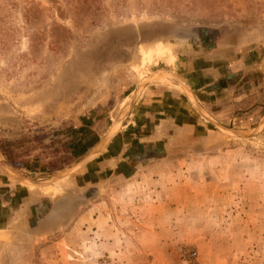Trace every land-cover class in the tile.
Instances as JSON below:
<instances>
[{
    "label": "rangeland",
    "instance_id": "rangeland-1",
    "mask_svg": "<svg viewBox=\"0 0 264 264\" xmlns=\"http://www.w3.org/2000/svg\"><path fill=\"white\" fill-rule=\"evenodd\" d=\"M204 29L244 44L215 74L224 130L187 105L136 171V102L181 91L171 38ZM0 158L32 181L0 211V264H264V0H0Z\"/></svg>",
    "mask_w": 264,
    "mask_h": 264
},
{
    "label": "crops",
    "instance_id": "crops-1",
    "mask_svg": "<svg viewBox=\"0 0 264 264\" xmlns=\"http://www.w3.org/2000/svg\"><path fill=\"white\" fill-rule=\"evenodd\" d=\"M207 31L208 30L206 29L199 30L200 33L198 32V35L201 34L205 36H201L199 39H196V36H193L191 40L187 39L188 41H186V43H182V51L177 54L178 70L183 72L181 75H179L178 72L174 74L168 71H161V74L168 75L169 73L179 78L183 86L169 75L170 78L181 87V91L179 89V92L177 90L178 88H176V90H170V88H163V86H159L160 89L157 90H152L148 87L149 90L147 88L144 94L141 95L140 99L136 102V112L132 115V119L134 120L132 125L134 126V129H132V133L130 134L131 137L136 139V144L131 147L132 149L130 148L131 150L129 152L130 159L136 161V171L152 169L151 166L146 164L155 161L158 156V147H156L155 142L167 139L166 135L168 131L172 129V126L176 127L173 118L176 116L178 117V115L179 117L183 115L181 109L186 115H190V113H192L190 112V107L192 106L193 108H196V104L198 108L205 112L209 118L206 115L205 116L213 123L220 127H225L223 125V120H216L213 118L214 111H216L215 108L218 106L221 98L226 97V95H229L232 100L234 99L236 101V89L233 91L230 89L229 91L225 90L221 92L220 90H222V87H219V85L222 80L221 77L218 78L215 74L218 73L220 76L223 74L222 77L225 78V83L228 82V80H226L228 76L225 77L223 72L227 71L228 68L237 61L235 58L234 61H232V57L236 56L235 51L232 49L236 46L237 48L235 49H240L244 44L239 43L238 45L237 42L232 43L231 36L228 39H221L220 37L211 39V37H208L210 35H207ZM230 55H232L231 59L228 58ZM223 60L228 63V67L226 63H221ZM213 79L214 82H211ZM209 84H213L215 87L210 86L209 88L212 89L211 91L207 90L202 93L201 91L205 90L207 87L206 85L209 86ZM175 87L178 86L175 85ZM198 92L201 93L198 95ZM184 105L186 108H184ZM202 119L208 125L216 129L214 125L207 122L203 117ZM238 119L239 117H236L232 121L235 122ZM114 139L113 136L108 144L111 145ZM11 174L12 173L10 172H5L0 165L1 212L3 208L12 205L13 197H15L17 192L21 191L16 189L20 186L15 184L20 180L10 177L9 175ZM27 201L26 208L31 204H34L35 206L41 204L42 213H47L54 205L51 206L52 203H50V198H44L43 196L35 199L28 198ZM34 213L36 212L34 211Z\"/></svg>",
    "mask_w": 264,
    "mask_h": 264
},
{
    "label": "water",
    "instance_id": "water-1",
    "mask_svg": "<svg viewBox=\"0 0 264 264\" xmlns=\"http://www.w3.org/2000/svg\"><path fill=\"white\" fill-rule=\"evenodd\" d=\"M181 36H173L172 38H171V41L172 42H174V43H176V44H179V45H182V43H184L185 42V40H181V39H192V37H193V35H189V36H187V37H182V38H180ZM175 38H180V40H177V39H175ZM168 75H170L171 77H173L180 85H182L183 86V84H182V82H181V80L179 79V78H177V77H175V76H173V75H171V74H169L168 73ZM195 107H196V109L197 110H199V108L196 106V104H195ZM199 112V114L207 121V122H209V123H211L212 125H214L215 126V128L216 129H219V130H224V129H221V127L220 126H218V125H216L215 123H213L210 119H208L201 111H198ZM113 136H111L109 139H108V142L110 141V139L112 138ZM95 154V152H92L89 156H87L85 159H83L82 161H80V162H78V163H76V165L74 166V167H78V166H80V165H82L86 160H88L91 156H93ZM10 177H12V178H14V179H16V180H20V181H26V182H32L29 178H25V177H20V176H16V175H14V174H11V175H9Z\"/></svg>",
    "mask_w": 264,
    "mask_h": 264
},
{
    "label": "bare ground",
    "instance_id": "bare-ground-1",
    "mask_svg": "<svg viewBox=\"0 0 264 264\" xmlns=\"http://www.w3.org/2000/svg\"><path fill=\"white\" fill-rule=\"evenodd\" d=\"M1 158H2V157H1ZM1 158H0V163L3 165L2 161H1ZM2 160H3V159H2ZM1 164H0V165H1ZM2 165H1V166H2ZM6 165H8V164L6 163ZM2 167L4 168V170H6L5 172H8V173L10 172V169H9L8 167H5L4 165H3ZM8 169H9V171H8ZM11 171H12V170H11ZM10 173H11V172H10Z\"/></svg>",
    "mask_w": 264,
    "mask_h": 264
},
{
    "label": "flooded vegetation",
    "instance_id": "flooded-vegetation-1",
    "mask_svg": "<svg viewBox=\"0 0 264 264\" xmlns=\"http://www.w3.org/2000/svg\"><path fill=\"white\" fill-rule=\"evenodd\" d=\"M180 38H182V37H180ZM181 40H185V43H186V41H188V40H186V39H181ZM191 40V39H190Z\"/></svg>",
    "mask_w": 264,
    "mask_h": 264
}]
</instances>
